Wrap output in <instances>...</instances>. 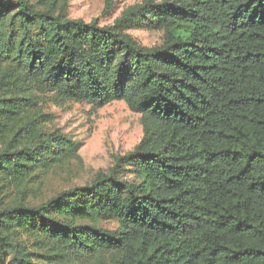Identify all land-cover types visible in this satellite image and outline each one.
Returning <instances> with one entry per match:
<instances>
[{
    "label": "trees",
    "instance_id": "16d2710c",
    "mask_svg": "<svg viewBox=\"0 0 264 264\" xmlns=\"http://www.w3.org/2000/svg\"><path fill=\"white\" fill-rule=\"evenodd\" d=\"M69 2L0 0V264H264V0H142L106 26ZM40 95L124 102L143 138L32 205L29 183L81 148Z\"/></svg>",
    "mask_w": 264,
    "mask_h": 264
},
{
    "label": "rangeland",
    "instance_id": "374dc122",
    "mask_svg": "<svg viewBox=\"0 0 264 264\" xmlns=\"http://www.w3.org/2000/svg\"><path fill=\"white\" fill-rule=\"evenodd\" d=\"M141 1L70 0L68 15L86 22L97 20L101 26H106L126 8ZM108 2H111L110 9ZM132 34L148 46L161 43V34L156 32L140 29ZM38 100L45 128L59 130L80 143L81 148L76 158L58 163L50 172L29 183L25 196L32 205L44 203L59 192L89 184L98 172H106L116 157L133 150L143 138L141 117L130 111L124 102L97 109L88 103L57 104L51 95H40ZM17 188L12 185L8 195L11 200L20 196ZM104 227L115 230L117 224L112 222Z\"/></svg>",
    "mask_w": 264,
    "mask_h": 264
}]
</instances>
